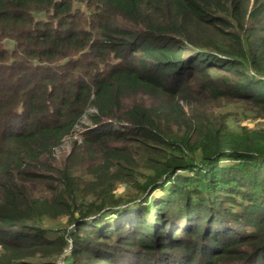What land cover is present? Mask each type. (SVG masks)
<instances>
[{"label": "trees", "instance_id": "1", "mask_svg": "<svg viewBox=\"0 0 264 264\" xmlns=\"http://www.w3.org/2000/svg\"><path fill=\"white\" fill-rule=\"evenodd\" d=\"M0 264H264V0H0Z\"/></svg>", "mask_w": 264, "mask_h": 264}, {"label": "rangeland", "instance_id": "2", "mask_svg": "<svg viewBox=\"0 0 264 264\" xmlns=\"http://www.w3.org/2000/svg\"><path fill=\"white\" fill-rule=\"evenodd\" d=\"M253 121V120H252ZM68 147H69V142L66 144V146H64V148L65 149H68ZM121 190H122V188H121Z\"/></svg>", "mask_w": 264, "mask_h": 264}]
</instances>
